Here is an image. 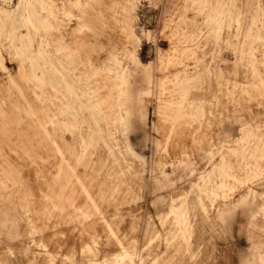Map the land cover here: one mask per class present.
I'll list each match as a JSON object with an SVG mask.
<instances>
[{
    "label": "rangeland",
    "instance_id": "1",
    "mask_svg": "<svg viewBox=\"0 0 264 264\" xmlns=\"http://www.w3.org/2000/svg\"><path fill=\"white\" fill-rule=\"evenodd\" d=\"M0 215V264H264V0H0Z\"/></svg>",
    "mask_w": 264,
    "mask_h": 264
},
{
    "label": "crops",
    "instance_id": "2",
    "mask_svg": "<svg viewBox=\"0 0 264 264\" xmlns=\"http://www.w3.org/2000/svg\"><path fill=\"white\" fill-rule=\"evenodd\" d=\"M164 7H169V4L167 2H165V6ZM155 11V10H154ZM223 127V131L225 133H228L230 137H233V135H236L238 134V130H239V127L234 125V124H228V123H223L222 125ZM132 144H133V147L134 148H137L136 144L133 143V141L131 140ZM138 149V148H137ZM224 209V208H223ZM223 209H220V210H223ZM260 264V263H259Z\"/></svg>",
    "mask_w": 264,
    "mask_h": 264
},
{
    "label": "bare ground",
    "instance_id": "3",
    "mask_svg": "<svg viewBox=\"0 0 264 264\" xmlns=\"http://www.w3.org/2000/svg\"><path fill=\"white\" fill-rule=\"evenodd\" d=\"M79 77V76H78ZM86 94V93H85ZM56 95V94H55ZM64 109V108H63ZM33 121V120H32ZM31 123V122H30ZM40 124V123H39ZM41 126V125H40ZM35 129V128H34ZM10 133V132H9ZM29 133V132H28ZM31 136V135H30ZM39 136V135H38ZM29 137V136H28ZM18 140V139H17ZM20 140V139H19ZM36 140V139H35ZM34 140V141H35ZM24 142V141H23ZM48 142V141H47ZM17 143V142H16ZM75 143V142H74ZM30 144V143H29ZM38 146V145H37ZM25 147V146H24ZM28 148V147H27ZM56 150H58V149H56ZM26 152V151H25ZM71 152V151H70ZM54 153H55V151H54ZM22 154V153H21ZM42 154V153H41ZM57 154V153H56ZM61 154V153H60ZM45 155V154H44ZM49 156V155H48ZM47 156V157H48ZM10 157V156H9ZM50 157V156H49ZM45 158V157H44ZM57 159V158H56ZM46 160V159H45ZM33 161V160H32ZM59 162V161H58ZM24 163V162H23ZM63 163V162H62ZM65 164H66V162H64ZM40 164V163H39ZM64 164V165H65ZM24 165V164H23ZM41 165V164H40ZM44 165V164H43ZM48 165V164H47ZM44 167L46 168V166L44 165ZM34 168V167H33ZM54 168V167H53ZM58 168H59V166H58ZM38 169H40V168H38ZM48 169V168H47ZM46 169V170H47ZM60 169V168H59ZM61 170H62V168H61ZM6 171V170H5ZM43 171H44V169H43ZM65 171H66V169H65ZM54 172H55V170H54ZM67 172H68V170H67ZM42 173H44V172H42ZM41 174V173H40ZM46 174V173H45ZM48 174H49V172H48ZM62 178V177H61ZM16 182V181H15ZM11 183V182H10ZM54 183V182H53ZM44 184V183H43ZM45 186V185H44ZM11 189V188H10ZM4 198V197H3ZM74 199V198H73ZM11 200V199H10ZM3 201V200H2ZM4 203H5V201H4ZM3 203V204H4ZM12 205V204H11ZM1 216V215H0ZM4 218V217H3ZM6 220H8V219H6ZM9 221V220H8ZM5 222V221H4ZM11 224H13V223H11ZM19 226V225H18ZM17 227V226H16ZM28 228V227H27ZM9 229H10V227H9ZM6 232V231H5ZM4 234V233H3ZM3 234H2V236H3ZM4 238V237H3ZM2 238V239H3ZM16 243V242H15ZM3 250V249H2ZM6 253V252H5Z\"/></svg>",
    "mask_w": 264,
    "mask_h": 264
},
{
    "label": "built area",
    "instance_id": "4",
    "mask_svg": "<svg viewBox=\"0 0 264 264\" xmlns=\"http://www.w3.org/2000/svg\"><path fill=\"white\" fill-rule=\"evenodd\" d=\"M151 15H154V14L149 13V14H146L145 16H143V23H144V26H145V27H146V26H149V25L151 26V25L154 23L155 20H154L153 18H152V23H151V24H147V23H146V21H147V17H148V16H151Z\"/></svg>",
    "mask_w": 264,
    "mask_h": 264
},
{
    "label": "water",
    "instance_id": "5",
    "mask_svg": "<svg viewBox=\"0 0 264 264\" xmlns=\"http://www.w3.org/2000/svg\"><path fill=\"white\" fill-rule=\"evenodd\" d=\"M147 24H151L152 23V19H151V16H148L147 17V21H146Z\"/></svg>",
    "mask_w": 264,
    "mask_h": 264
}]
</instances>
